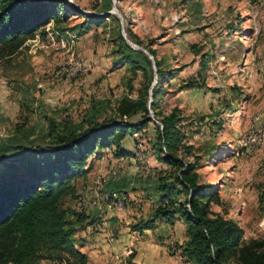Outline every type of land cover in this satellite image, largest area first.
Segmentation results:
<instances>
[{
	"label": "rangeland",
	"instance_id": "rangeland-1",
	"mask_svg": "<svg viewBox=\"0 0 264 264\" xmlns=\"http://www.w3.org/2000/svg\"><path fill=\"white\" fill-rule=\"evenodd\" d=\"M63 1L101 22L84 33L76 28L83 21L80 15L70 14L57 25L49 22L16 54L0 61V154L12 157L17 146L51 143L52 120L59 132L68 133L117 117V100L135 98L144 83L142 72L132 73L124 61L125 47L117 41L123 32L132 44L154 50L164 70L179 68L174 78L164 74L161 79L158 109L161 116L174 107L180 110L183 142L192 145L185 159L200 155L198 182L218 195V202L209 205V215L236 221L244 243L264 240V0ZM114 6L117 14L109 13ZM131 49L142 64L143 57L149 58ZM150 61L155 86L154 58ZM193 79L199 86L182 87ZM149 116L152 121L144 129L122 140L121 146L131 152L126 159L113 161L117 157L107 148L88 158L92 169L86 184L93 196L100 192L94 190L96 179L105 192L115 175L142 178L151 172L152 153L161 163L156 167L158 178L176 176L178 167L158 159L164 154L156 145L161 117L152 110ZM140 118L137 114L123 120ZM259 130L262 141L255 143L252 138ZM81 180L76 188L83 185ZM120 196H126L124 207L129 205L125 192ZM85 199L87 195L78 193L66 198L64 206L81 212L79 202ZM176 199L183 202V195ZM177 220L185 234L184 220ZM137 221L135 217L130 225ZM180 245L170 243L171 249H179L176 264H196L182 255Z\"/></svg>",
	"mask_w": 264,
	"mask_h": 264
},
{
	"label": "trees",
	"instance_id": "trees-1",
	"mask_svg": "<svg viewBox=\"0 0 264 264\" xmlns=\"http://www.w3.org/2000/svg\"><path fill=\"white\" fill-rule=\"evenodd\" d=\"M70 14L83 17L76 26L80 33L101 22L100 17L88 16L63 0H0V61L16 54L49 22L57 25ZM126 32L141 45L131 30L126 28ZM117 41L129 51L121 49L131 72L139 70L144 76L135 98L117 100L114 109L117 117L110 116L68 133L59 132L52 120L48 132L54 137L51 143L17 146L18 153L12 157L0 154V264H87L86 254L76 247L74 239L85 216L64 206V201L76 198V181L86 177L91 164L88 158L97 155V151L107 148L114 157L131 155L121 142L126 135L141 131L152 121L150 110L161 117L156 145L166 152L158 159L178 170L176 176L169 173L158 178L160 195L154 213L132 224L131 230L142 232L160 222L173 223L181 218L185 222L186 240L179 247L188 260L196 264H264V240L244 243L243 229L236 221L219 214L209 215V205L218 202V195L209 185L198 182L200 155H193L192 161L185 159L191 154L192 145L183 142L185 133L179 108L174 107L165 116L160 114L161 79L164 74L168 79L174 78L179 68L164 70L162 59H157L155 51L148 48L158 76L149 97L153 81L150 59L143 57L142 64L133 58L134 51L120 33ZM196 86L199 83L193 79L182 87ZM137 114L141 118L136 122L123 120L124 116ZM180 195L183 202L176 199ZM132 257L133 252L127 264H134Z\"/></svg>",
	"mask_w": 264,
	"mask_h": 264
},
{
	"label": "crops",
	"instance_id": "crops-1",
	"mask_svg": "<svg viewBox=\"0 0 264 264\" xmlns=\"http://www.w3.org/2000/svg\"><path fill=\"white\" fill-rule=\"evenodd\" d=\"M124 159L126 157L112 158L113 161ZM150 161L153 169L142 178L125 174L116 180L111 179L104 187L108 194L116 192L120 196L125 192L131 201L129 205L121 209L114 206L110 199H100V207L87 206L80 210L85 220L74 239L76 247L86 254L87 264H127L129 251L133 252L131 261L134 264H176L179 249H171L170 243L180 245L186 239L184 228L182 231L180 228L181 220H175L172 225L160 222L155 228L142 232L133 231L130 227L135 217L138 220L151 217L160 195L156 169L161 168V163L153 153ZM89 172L87 180H81L83 185H77V194L87 195L89 199L97 198L86 184L91 177ZM100 212L103 214L101 218L98 216ZM110 232L114 233L113 238L109 236Z\"/></svg>",
	"mask_w": 264,
	"mask_h": 264
},
{
	"label": "built area",
	"instance_id": "built-area-1",
	"mask_svg": "<svg viewBox=\"0 0 264 264\" xmlns=\"http://www.w3.org/2000/svg\"><path fill=\"white\" fill-rule=\"evenodd\" d=\"M124 119H126V117L124 116ZM255 120H257V118H255ZM252 141L255 142V143H259L260 141H262V134H261V130L258 131L257 134L254 135V137L252 138ZM109 150V149H108ZM166 151L164 150V153ZM116 175L113 176V179H116ZM102 183L99 181V179H96L95 182H94V190L97 192V191H100L98 192L99 195L96 193L97 195V198L95 199H89V200H81L79 202V205H80V208H83V207H87V206H98L100 207V199H110L111 203L118 207V208H124V197L122 198L121 196H118L116 193H111V194H108L106 192H103L102 190ZM102 190V191H101ZM158 205V202L156 203L155 207ZM99 217H103V214L100 212L98 214ZM110 237H114V233L113 232H110ZM128 253H131V251H129Z\"/></svg>",
	"mask_w": 264,
	"mask_h": 264
},
{
	"label": "water",
	"instance_id": "water-1",
	"mask_svg": "<svg viewBox=\"0 0 264 264\" xmlns=\"http://www.w3.org/2000/svg\"><path fill=\"white\" fill-rule=\"evenodd\" d=\"M109 13H116V14H117V9H116V7L114 6L113 9H112V11H110ZM118 16H119V15H118ZM120 23L122 24L121 21H120ZM121 34H122V37L124 38V40L126 41V43H128L129 46H130L131 48L142 50V51H143V52L149 57L150 60H153V56H152V55H151L146 49H144L143 47H140V46H138V45L132 44L130 41L127 40V38H126V36L123 34V32H121ZM152 64H153V68H154V70L156 71L154 61H153ZM155 75H156V74H155ZM154 78H156V76H155ZM155 83H156V80H154V82H153V83L151 84V86H150V90H149V93H150V94H151V88L154 86Z\"/></svg>",
	"mask_w": 264,
	"mask_h": 264
}]
</instances>
